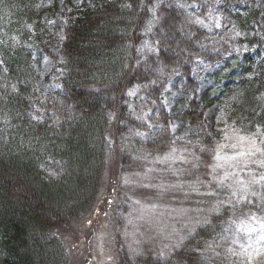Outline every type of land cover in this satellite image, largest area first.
<instances>
[{
    "label": "trees",
    "instance_id": "1",
    "mask_svg": "<svg viewBox=\"0 0 264 264\" xmlns=\"http://www.w3.org/2000/svg\"><path fill=\"white\" fill-rule=\"evenodd\" d=\"M44 1L0 0V264H224L213 244L222 250L220 241L238 229L239 219L264 217V181L252 183L259 178L247 172L242 180L239 172L260 164V155L240 160L219 182L224 166L209 153L188 145L184 158L167 154L175 144L167 129L155 130V137L132 134H144L146 115L167 121L161 94L169 78L177 69L189 76L193 60L211 58L219 46L204 44L199 21L210 0H196L195 14L168 0L147 34V1L154 0H67L65 23L43 17ZM58 9L55 2L53 14ZM233 22L250 39L264 32V0H253ZM62 28L61 89L44 93L34 52L53 54ZM172 37L181 42L177 52L166 47ZM145 38L153 49L142 53ZM248 42L264 47L258 38ZM249 63L239 83L212 98L219 124L249 120L250 130L264 128V61ZM134 83L144 88L131 98ZM196 90L188 89L180 117L201 131L196 135L210 149ZM165 176L177 184L163 189L159 177L170 182ZM164 191L170 209H183L177 225L184 230L164 250L143 232L138 242L145 253L126 239L125 219L140 198L150 210L158 204L159 215ZM227 197L231 205H213Z\"/></svg>",
    "mask_w": 264,
    "mask_h": 264
},
{
    "label": "rangeland",
    "instance_id": "2",
    "mask_svg": "<svg viewBox=\"0 0 264 264\" xmlns=\"http://www.w3.org/2000/svg\"><path fill=\"white\" fill-rule=\"evenodd\" d=\"M72 1L74 3H80L82 0ZM176 1L185 6V8L191 10L192 13H195V10L199 9V5L196 2L189 3L188 0ZM55 2L58 3L59 8L68 11L69 3L67 0H45L41 5V8L43 9L42 15L46 18H51L53 16L52 19H54L55 22H59L62 21L63 18L58 19L59 16L57 17L56 13L53 14L52 12V7ZM248 2L249 0H242L239 5L247 4ZM158 3H160V0H157L156 3L151 5V13H153ZM235 4L236 2L232 0L226 5V7H234ZM239 5L235 10L241 11ZM217 10L218 8L211 9V16L213 18H216ZM233 13L234 10H227V14L224 15L226 23L221 24L220 18L210 21L213 28H215L216 33H207L206 41L217 42V44L221 42V49L213 52L214 60L211 63H207V66L204 68L203 72L201 71L199 77H202V79L201 82H199L198 99L202 101L201 105H203L202 107L204 108L203 113L205 112V121L202 120V123L210 134L216 135L213 140V147L209 149V153L211 154L213 160L217 159V153H219L221 158L217 160H222L223 162L227 161L224 154V151L226 150H234V152L239 156H247L250 153H261L264 158V128H262L259 124H255V130H250L248 128L251 124L249 120H244L242 124L236 126L228 123L219 124V106L217 102H212V98L219 97L221 92L227 87L233 86V84L239 82L242 69L246 66L245 56L251 55L255 52L254 47H249L246 43L241 42L239 40V34L234 33L235 26L231 23V15ZM155 17L156 16L152 18V16H150V18H148L147 28L145 27L144 29L146 32H150L152 30L154 24L150 26V23L154 21ZM60 34L61 37H58L57 43L54 44L53 54H46L44 52L43 55L39 48L35 49L34 52L35 58H40V76L38 82L44 93L50 90L61 89L58 74L59 70L56 69V67L57 61L61 58L59 48L60 40L63 37V29ZM180 44L181 42L178 43V41L172 37L171 44H166V47L177 52L175 47ZM262 58L264 57H259L258 60H261ZM136 88L137 87L135 86L131 87L129 92L133 94L136 91ZM217 89H219V91H216ZM163 98L164 97H162V100H164ZM167 99L171 106V111L168 113V128L171 132V136L177 142L183 141L181 143L182 145L174 149L170 155L178 158H184L188 152L187 150L190 149L187 147L188 145H191L193 149L196 150V153H198L199 150H205L206 146L204 142L200 139L199 135H196L201 131L198 128L191 126L187 120L185 121L179 117L184 106L185 96L179 94L177 90H174L173 93H168ZM37 110L39 112L38 115H40L41 110ZM91 119H93L92 116L89 120L91 121ZM87 120L88 119H86V121ZM174 126L175 130H173ZM81 131L82 130H79V133ZM132 134L144 135L141 132L133 130ZM241 153H244L245 155H240ZM234 157L235 155L231 156V163L234 162ZM172 171H174L173 166L169 167L166 174H171ZM228 172V167H224L220 170L219 174H217L219 182H224L226 180ZM247 172L250 177H253L255 174V170L252 168H249ZM165 177L170 182L163 181L162 177H159V184L163 189L177 184L172 182L175 181L173 178L168 176ZM164 196L165 191L160 199L163 210L159 215L156 214L158 204H155L150 210V208L148 209V207H146L147 199L140 198L142 203L139 204L140 207L134 211L133 215L129 212L125 219L123 232L127 240H133L136 244L142 247L138 242V238L143 234V232H150L155 241H158V239L160 240L162 250L171 246L172 234L178 233L180 230H184L183 227L180 228L179 225H177V217L180 216L183 209L180 206L170 209V204L167 201L164 202L163 200ZM232 201L231 197L227 199V205H231ZM220 202H222V200L216 201L215 199L213 201V205L219 204ZM241 224L243 232H240V236L233 239L232 241L234 242L232 243L229 241L222 242L224 244L222 250L218 248L220 246L219 243L213 244V248L215 250L214 253L217 254L218 257L221 256L224 264H264V217L258 220L251 218L245 222L241 221ZM102 238L104 240H107L108 238V236L106 237L105 230ZM242 239H245V241L243 242ZM143 255L145 256V254ZM139 260L142 261V259Z\"/></svg>",
    "mask_w": 264,
    "mask_h": 264
},
{
    "label": "snow or ice",
    "instance_id": "3",
    "mask_svg": "<svg viewBox=\"0 0 264 264\" xmlns=\"http://www.w3.org/2000/svg\"><path fill=\"white\" fill-rule=\"evenodd\" d=\"M132 93H130L131 95ZM173 130H175V126L173 127ZM240 155H245L244 153H241ZM254 155V153H253ZM221 157L219 156V153H217V159H220ZM262 164H264V162H261ZM260 181H264V175H261L259 177V180L253 179L251 182L252 183H259ZM235 194V193H234ZM244 199H246V197H243Z\"/></svg>",
    "mask_w": 264,
    "mask_h": 264
}]
</instances>
